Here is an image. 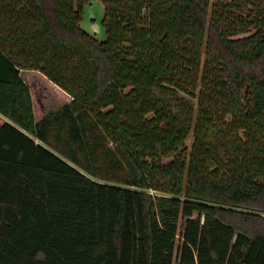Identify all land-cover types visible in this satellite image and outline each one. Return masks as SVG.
<instances>
[{
  "label": "trees",
  "instance_id": "1",
  "mask_svg": "<svg viewBox=\"0 0 264 264\" xmlns=\"http://www.w3.org/2000/svg\"><path fill=\"white\" fill-rule=\"evenodd\" d=\"M89 1L0 0V264H264V0Z\"/></svg>",
  "mask_w": 264,
  "mask_h": 264
},
{
  "label": "rangeland",
  "instance_id": "2",
  "mask_svg": "<svg viewBox=\"0 0 264 264\" xmlns=\"http://www.w3.org/2000/svg\"><path fill=\"white\" fill-rule=\"evenodd\" d=\"M104 15V6L99 0H90L83 8V17L80 21V26L87 32L93 34L97 39L102 40L105 37V32L101 25V19ZM38 90V84L33 88V93ZM49 90V89H48ZM48 92V91H46ZM49 94V104L54 107L56 103V95L53 92H48ZM186 144L189 147L191 144V136L186 139ZM179 239V235L177 236ZM179 244V240L176 246Z\"/></svg>",
  "mask_w": 264,
  "mask_h": 264
},
{
  "label": "water",
  "instance_id": "3",
  "mask_svg": "<svg viewBox=\"0 0 264 264\" xmlns=\"http://www.w3.org/2000/svg\"><path fill=\"white\" fill-rule=\"evenodd\" d=\"M204 220V215L201 216V222H203ZM234 239H235V236H234Z\"/></svg>",
  "mask_w": 264,
  "mask_h": 264
}]
</instances>
